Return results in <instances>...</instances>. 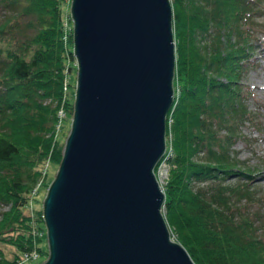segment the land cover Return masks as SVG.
<instances>
[{"label":"trees","instance_id":"obj_1","mask_svg":"<svg viewBox=\"0 0 264 264\" xmlns=\"http://www.w3.org/2000/svg\"><path fill=\"white\" fill-rule=\"evenodd\" d=\"M171 4L174 97L163 213L198 264H264V187L254 181L261 170L233 147L253 118L243 76L253 34L264 30L257 19L263 3ZM69 10L70 0H0V264H37L48 254L37 243L44 218L34 194L52 179L48 164H59L71 122L69 71L77 64Z\"/></svg>","mask_w":264,"mask_h":264},{"label":"water","instance_id":"obj_2","mask_svg":"<svg viewBox=\"0 0 264 264\" xmlns=\"http://www.w3.org/2000/svg\"><path fill=\"white\" fill-rule=\"evenodd\" d=\"M69 11L73 110L37 264H198L171 232L155 170L174 97L171 0H70Z\"/></svg>","mask_w":264,"mask_h":264},{"label":"rangeland","instance_id":"obj_3","mask_svg":"<svg viewBox=\"0 0 264 264\" xmlns=\"http://www.w3.org/2000/svg\"><path fill=\"white\" fill-rule=\"evenodd\" d=\"M261 1L263 3V7L259 12L260 14H257V19L264 22V0ZM253 36L254 41L251 51L252 61L243 76V82L250 86L252 92L247 98V104L249 108L252 109L253 118L244 121L241 127V135L236 138L233 147L237 151V154L239 155L240 159L253 167L252 170H261V172H257V174L255 175L254 181L264 187V30H257L253 34ZM74 64L76 65V62ZM76 71L77 67H73L69 71V79L74 84V88L76 82ZM69 119L71 120V117ZM169 121L170 118L168 122ZM65 122L67 123V118L64 119V123ZM69 129L70 125L67 129V132L69 131ZM62 134V132L59 133V135ZM169 164V161L166 162L167 173L169 170ZM57 166L58 165L55 163V161L52 160L48 164V175H50V173H53L54 176ZM197 181L200 183L203 182V180ZM46 187L47 186L45 185L40 186L38 192L34 194V203L36 205H42L43 197L47 189ZM33 204H30L28 210L30 211V213H33L35 215L36 213L31 208ZM4 206L5 204L0 203V209ZM40 222L44 226V229L40 233V237L38 238L37 243L40 246L46 248L48 247L46 223L44 219H41ZM35 251L37 252L36 248L29 251L27 255H29L30 252ZM21 255L22 256L20 257H23V259L27 258L24 251ZM44 257L46 256H39L38 259H36L37 261H35L40 262L42 259H44Z\"/></svg>","mask_w":264,"mask_h":264},{"label":"built area","instance_id":"obj_4","mask_svg":"<svg viewBox=\"0 0 264 264\" xmlns=\"http://www.w3.org/2000/svg\"><path fill=\"white\" fill-rule=\"evenodd\" d=\"M169 150H170V148L166 144L165 150L162 153V155L160 156V158L156 164V167H155L156 173H157L159 180H160L162 185H163V182L165 181L166 176H167L166 162H168V155L170 153ZM42 216H43V212H42ZM25 254H26V256H28L27 255L28 252H25ZM35 254H36V251L32 252V254H30V255H35Z\"/></svg>","mask_w":264,"mask_h":264}]
</instances>
